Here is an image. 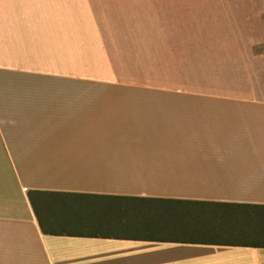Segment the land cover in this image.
Segmentation results:
<instances>
[{"label": "crops", "instance_id": "obj_1", "mask_svg": "<svg viewBox=\"0 0 264 264\" xmlns=\"http://www.w3.org/2000/svg\"><path fill=\"white\" fill-rule=\"evenodd\" d=\"M217 42L247 75L177 97L116 79L91 0H0V264H264V57Z\"/></svg>", "mask_w": 264, "mask_h": 264}, {"label": "rangeland", "instance_id": "obj_2", "mask_svg": "<svg viewBox=\"0 0 264 264\" xmlns=\"http://www.w3.org/2000/svg\"><path fill=\"white\" fill-rule=\"evenodd\" d=\"M91 1L118 73L116 79L153 81L162 86V94L171 88L177 97H184L187 83L194 97L216 96L217 86L231 87L233 80L246 76L242 72L234 76L232 50L218 55L212 47L216 41L229 46L234 35L242 43L256 40L252 55L264 57V0ZM208 12H219L221 18L218 22L209 19ZM212 25L219 28L216 38L205 33ZM228 26L235 27V33L226 31ZM251 76L264 79L263 72ZM219 91L231 94V88ZM128 133L137 135L135 143H183L175 132ZM215 138L213 134L205 136L207 140Z\"/></svg>", "mask_w": 264, "mask_h": 264}, {"label": "trees", "instance_id": "obj_3", "mask_svg": "<svg viewBox=\"0 0 264 264\" xmlns=\"http://www.w3.org/2000/svg\"><path fill=\"white\" fill-rule=\"evenodd\" d=\"M222 208H229V207H219L217 209H222ZM235 210V222H237L236 225H239L240 227V231H247L248 225H249V215H248V211L245 208H240L239 211H237V209L235 207H232ZM230 209V210H233ZM224 210V220H232L233 216L230 215L228 212H226V209ZM222 211V210H221ZM216 216V215H213ZM242 239V238H241ZM242 243H248V238H245L243 240H241Z\"/></svg>", "mask_w": 264, "mask_h": 264}]
</instances>
